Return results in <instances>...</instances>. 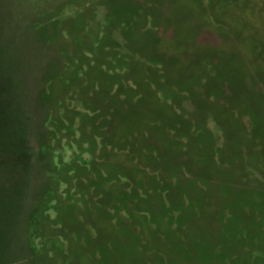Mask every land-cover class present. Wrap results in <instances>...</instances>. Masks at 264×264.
I'll return each instance as SVG.
<instances>
[{"label":"rangeland","instance_id":"1","mask_svg":"<svg viewBox=\"0 0 264 264\" xmlns=\"http://www.w3.org/2000/svg\"><path fill=\"white\" fill-rule=\"evenodd\" d=\"M0 264H264V0H0Z\"/></svg>","mask_w":264,"mask_h":264},{"label":"trees","instance_id":"2","mask_svg":"<svg viewBox=\"0 0 264 264\" xmlns=\"http://www.w3.org/2000/svg\"><path fill=\"white\" fill-rule=\"evenodd\" d=\"M1 138V137H0Z\"/></svg>","mask_w":264,"mask_h":264}]
</instances>
